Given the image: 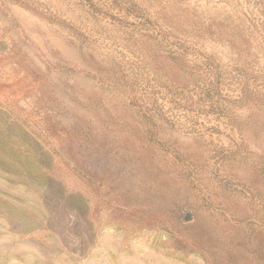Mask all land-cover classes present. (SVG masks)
<instances>
[{
    "label": "rangeland",
    "instance_id": "374dc122",
    "mask_svg": "<svg viewBox=\"0 0 264 264\" xmlns=\"http://www.w3.org/2000/svg\"><path fill=\"white\" fill-rule=\"evenodd\" d=\"M36 1L0 7V264H264V0ZM179 47L249 82L235 127L161 99Z\"/></svg>",
    "mask_w": 264,
    "mask_h": 264
},
{
    "label": "trees",
    "instance_id": "16d2710c",
    "mask_svg": "<svg viewBox=\"0 0 264 264\" xmlns=\"http://www.w3.org/2000/svg\"><path fill=\"white\" fill-rule=\"evenodd\" d=\"M7 1L37 10L35 8V4L37 3L36 0ZM82 1L89 2V0ZM3 6L4 2L0 0V7ZM128 13L134 15L136 19H139L142 25L143 17L136 7H129ZM168 54V58L173 61L177 68L179 67V70L173 72L174 77H171V83L164 86L165 92L164 96L162 95L163 98L161 96V99H165L166 102H169L171 105L173 104L172 107L182 106L184 103H186V105L190 104L188 107L183 106L188 112H202L206 115H215L218 120L225 118L227 124L230 123L235 127V125H237L235 123H238V119L234 114H231V110L228 106L242 107L243 104L247 102L248 98L253 96V89L249 82L240 78L237 73L231 75V71L211 54L200 53L190 57L188 51L186 49L184 50L182 47L177 48V50L170 49ZM122 83V86L129 89V106L135 109L136 114L146 126L142 140L151 146L155 145L162 147V144L157 140L158 126L155 121L158 118L161 120L167 119L164 103L162 104L160 102V98H151L149 100H144V98L142 100L139 96L140 84L135 78L125 76ZM229 91L231 92L229 93ZM236 93L239 94L233 96ZM231 156L236 155L231 154ZM178 158L181 159L180 157ZM174 159L177 158L175 157ZM35 164L37 165L35 171H39L40 169L42 170V174L44 170L50 169L49 163L42 157L36 161L34 165ZM28 173L30 174V170H28ZM79 208L80 207H76V210H79ZM82 208L86 209L83 205ZM172 210V212H168L167 214L169 218L177 224L179 230H181L180 235L183 237L188 227L183 226L184 222H182L180 208L174 206ZM244 219L248 220L247 218ZM251 223L253 224L254 239L260 234L261 236L263 235V242L253 244V254L259 253L263 255L261 256L262 259L259 261L264 263V214L260 216L258 221L253 217ZM52 234L50 233L47 237H52ZM253 264L258 263L253 261Z\"/></svg>",
    "mask_w": 264,
    "mask_h": 264
},
{
    "label": "water",
    "instance_id": "95a60500",
    "mask_svg": "<svg viewBox=\"0 0 264 264\" xmlns=\"http://www.w3.org/2000/svg\"><path fill=\"white\" fill-rule=\"evenodd\" d=\"M184 217H185L186 221H190L191 220V214L190 213L185 214Z\"/></svg>",
    "mask_w": 264,
    "mask_h": 264
}]
</instances>
